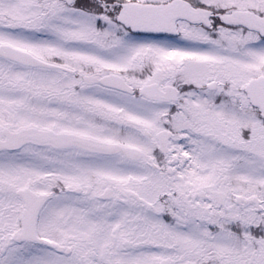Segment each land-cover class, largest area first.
Wrapping results in <instances>:
<instances>
[{"label":"snow or ice","instance_id":"6c2138e0","mask_svg":"<svg viewBox=\"0 0 264 264\" xmlns=\"http://www.w3.org/2000/svg\"><path fill=\"white\" fill-rule=\"evenodd\" d=\"M0 264H264V0H0Z\"/></svg>","mask_w":264,"mask_h":264}]
</instances>
